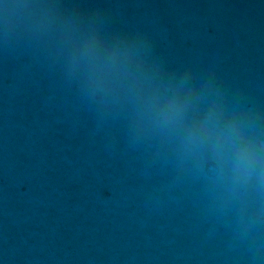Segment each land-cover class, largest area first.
Returning <instances> with one entry per match:
<instances>
[{"label":"water","instance_id":"1","mask_svg":"<svg viewBox=\"0 0 264 264\" xmlns=\"http://www.w3.org/2000/svg\"><path fill=\"white\" fill-rule=\"evenodd\" d=\"M0 264H264V0H0Z\"/></svg>","mask_w":264,"mask_h":264},{"label":"clouds","instance_id":"2","mask_svg":"<svg viewBox=\"0 0 264 264\" xmlns=\"http://www.w3.org/2000/svg\"><path fill=\"white\" fill-rule=\"evenodd\" d=\"M250 163V153L247 148H242L237 159L238 166Z\"/></svg>","mask_w":264,"mask_h":264}]
</instances>
